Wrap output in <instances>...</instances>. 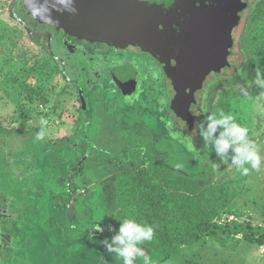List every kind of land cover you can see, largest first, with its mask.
Listing matches in <instances>:
<instances>
[{"label": "rangeland", "instance_id": "1", "mask_svg": "<svg viewBox=\"0 0 264 264\" xmlns=\"http://www.w3.org/2000/svg\"><path fill=\"white\" fill-rule=\"evenodd\" d=\"M247 1L232 66L207 78L189 125L172 115L162 89L147 94L143 83L126 100L105 78L89 75L83 117L79 59L85 53L34 21L23 0H0V264H55L60 258L64 264H122L100 243L113 235L114 219H104L98 204L105 187L110 201L107 193L102 197L112 203L117 174L139 155L182 178L178 184L199 196L216 224L264 227V166L240 175L197 131L208 115L223 111L264 150V87L258 83L264 63L255 54L264 41V0ZM63 145L69 146L59 149ZM92 183L97 201L71 205L73 193H85ZM98 222L103 233L94 228ZM142 247L152 264H264V245L220 227L166 260L150 245Z\"/></svg>", "mask_w": 264, "mask_h": 264}, {"label": "water", "instance_id": "2", "mask_svg": "<svg viewBox=\"0 0 264 264\" xmlns=\"http://www.w3.org/2000/svg\"><path fill=\"white\" fill-rule=\"evenodd\" d=\"M26 3L39 19L71 34L120 47L140 46L152 52L167 64L177 89L175 104L181 113H185L186 98L189 95L194 98L212 72H221L228 66L232 32L240 23L244 7L243 0H26ZM172 59L177 61L174 66ZM82 100L85 113L83 94Z\"/></svg>", "mask_w": 264, "mask_h": 264}, {"label": "trees", "instance_id": "3", "mask_svg": "<svg viewBox=\"0 0 264 264\" xmlns=\"http://www.w3.org/2000/svg\"><path fill=\"white\" fill-rule=\"evenodd\" d=\"M243 1L241 20L244 11L250 6L249 1ZM22 3L29 16L36 21L50 24L34 15L26 0ZM230 54L234 55V51L230 50ZM255 54L257 60L264 63V41L256 49ZM230 66L232 62H229L225 69ZM259 73L264 74V66ZM195 102V94L194 98L189 95L183 107L185 113H181L182 110L176 107L175 98L173 100V109L180 115L183 114L182 116L191 121L192 125L194 115L191 108ZM224 108L225 105L221 102L220 109ZM68 146L63 145L59 149L65 150ZM131 159L134 166L116 176V185L113 190L114 207L118 208L121 217L134 218L138 222L155 227L156 235L148 245L160 252L163 259L172 257L182 247L206 237L210 232L214 233L218 227L224 231L242 233L247 241L264 245L263 226L255 227L251 223H237L233 227L216 224L213 218H208L200 207L199 196L189 192L184 183L181 186L178 184L182 182V178L172 176L166 168L160 167L153 159L140 155Z\"/></svg>", "mask_w": 264, "mask_h": 264}, {"label": "flooded vegetation", "instance_id": "4", "mask_svg": "<svg viewBox=\"0 0 264 264\" xmlns=\"http://www.w3.org/2000/svg\"><path fill=\"white\" fill-rule=\"evenodd\" d=\"M33 20L36 21L35 19ZM36 22L57 32L58 36L64 39L66 45H69L70 42H74L82 49L83 53H85V56L79 59V63L82 66V75L79 76L82 103V94L84 97L85 91L84 78L87 75L91 77L99 76L105 78V80L111 84L112 88L116 89L120 93L122 98L126 100H133V98H135L138 94L139 89H144L142 84L147 83V87L149 88L147 89V94L152 92V89L155 90L156 88L157 93L159 91L161 92L160 89H162V95L169 98V109L172 115L177 116L182 121H187L190 125L188 120H186L183 116H181L173 109V100L177 95V89L174 83V79L169 75L167 71V64L161 61L152 52L145 51L140 46L135 45L120 47L109 44L107 42L89 40L87 38L71 34L64 29L58 28L54 25H50L40 21ZM238 26H236L232 32L233 46L230 49L231 51H234L235 49V30ZM232 55L233 54L229 55V62H231L230 58L232 57ZM176 63L177 61L175 59L171 60L172 66L176 65ZM217 73L220 72H212L208 77ZM205 83L195 92L196 102L193 104L191 110L198 103V95L203 91ZM189 91L190 88L188 89V92ZM85 114L86 111L85 113H82V116L85 117Z\"/></svg>", "mask_w": 264, "mask_h": 264}, {"label": "clouds", "instance_id": "5", "mask_svg": "<svg viewBox=\"0 0 264 264\" xmlns=\"http://www.w3.org/2000/svg\"><path fill=\"white\" fill-rule=\"evenodd\" d=\"M258 83L264 87V80H259ZM197 131L205 146H209L220 160H230L240 175L247 176L250 171L264 166V150L251 138L249 129L238 123L234 115L223 111L218 117L208 115ZM116 219L120 221L118 229L109 225V231L114 234L110 239L105 238L100 242L106 252L114 254L122 264H137L138 259H142L144 264H152L142 245L153 241L155 227L134 218L117 216ZM94 228L100 233L105 231L100 224H95Z\"/></svg>", "mask_w": 264, "mask_h": 264}, {"label": "crops", "instance_id": "6", "mask_svg": "<svg viewBox=\"0 0 264 264\" xmlns=\"http://www.w3.org/2000/svg\"><path fill=\"white\" fill-rule=\"evenodd\" d=\"M104 193H109L110 194V189H106V187L104 188V192H102L100 195H101V200H100V204H98V205H100L104 210V219L105 218H108L109 219V217L111 216V217H113V219H114V225H113V227L114 228H116V229H118V227H119V223H120V221L119 220H117L116 219V217L117 216H120L119 214H116V212L115 211H118V208L116 209V207H114V200L112 201V203H108L107 202V199L105 198V197H102L103 195H104ZM95 194L97 195V188H95L94 187V185H93V183H92V186H90L89 187V189H88V191H86L85 193H73V195L75 196V195H77V197H75V198H72L71 199V205H73V204H75L76 202H79V203H83L84 202V204H86V202L88 203H93L94 201H97L95 198ZM109 194H108V200L110 201V198H109ZM79 195V196H78ZM74 202V203H73ZM93 205V204H92ZM84 207L85 208H89L88 206L86 207L85 205L84 206H82L81 207V205L80 206H78V209H84ZM94 206H91V210H94V208H93ZM63 216V214L61 215V217ZM60 217V221H61V218ZM77 217H78V215H77ZM92 218H93V215H92ZM98 224H100L99 222H98ZM66 226V225H65ZM28 228H27V230L25 231V234H27V235H29V232L31 231L32 232V230H33V227H31L30 225L29 226H27ZM67 229V228H66ZM90 230V229H89ZM89 230H88V232H89ZM28 231V232H27ZM113 233V232H112ZM114 234V233H113ZM27 237V236H26ZM12 238L14 239L15 238V236L13 235L12 236ZM14 242L13 243H15V239L13 240ZM18 243H20V241L18 242ZM151 254H153V252L151 253ZM68 255H69V253L66 255V258L68 257ZM162 259H163V256H162ZM164 260V259H163ZM58 262V263H57ZM55 264H64V262H63V259L62 258H60L59 259V261L57 260L56 262H55ZM156 264H159V261L156 263Z\"/></svg>", "mask_w": 264, "mask_h": 264}]
</instances>
